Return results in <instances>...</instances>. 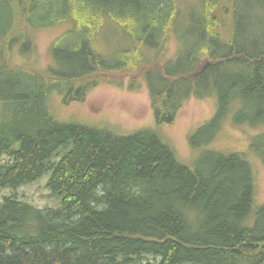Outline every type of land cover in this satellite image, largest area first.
<instances>
[{
    "label": "trees",
    "instance_id": "trees-1",
    "mask_svg": "<svg viewBox=\"0 0 264 264\" xmlns=\"http://www.w3.org/2000/svg\"><path fill=\"white\" fill-rule=\"evenodd\" d=\"M230 1L0 0V191L50 174L60 201L0 197V264L264 262L249 154L212 152L203 174L160 132L191 97L216 100L200 129L209 141L247 97L264 105V48L235 30L242 0ZM46 29L61 32L44 72L12 68L13 52L36 56ZM104 84L146 87L154 126L119 134L61 116Z\"/></svg>",
    "mask_w": 264,
    "mask_h": 264
},
{
    "label": "rangeland",
    "instance_id": "rangeland-1",
    "mask_svg": "<svg viewBox=\"0 0 264 264\" xmlns=\"http://www.w3.org/2000/svg\"><path fill=\"white\" fill-rule=\"evenodd\" d=\"M225 5H232V1L223 0ZM189 5L184 6V16L178 23H185L189 16ZM232 11V10H231ZM235 30L250 35L264 48V9L259 7L257 0H242L240 11L236 13ZM227 16L230 13H226ZM61 32L60 29H46L36 33V56L27 63V59L18 52L11 55L10 65L24 67L32 72L41 74L50 63L47 57L49 44ZM170 40L172 38L169 37ZM172 40L168 46V56L173 55L176 45ZM253 95H251L252 97ZM246 98L240 105L238 112L233 110L223 122L219 124V131L209 141L210 133L200 129L214 117L216 100L213 97L203 99L191 97L177 117L173 126L163 127L160 132L172 144L178 157L189 164L195 172L207 174L211 168L212 152L223 154L244 153L252 162L253 177L255 178V207L264 204V105L257 100ZM249 99V100H248ZM218 108V107H217ZM236 112V113H235ZM65 119H83L93 125H105L119 134L154 126L153 111L146 87L138 92H130L125 88H118L104 84L92 91L83 104L71 105L60 109ZM239 116L236 119V116ZM239 119V120H238ZM210 135V136H209ZM190 137L191 142L190 143ZM256 147L252 150L251 147ZM50 174H45L36 182H32L14 189H3L0 197L17 194L35 208L60 207L59 199L48 187ZM251 223H256L253 216ZM261 264H264V262Z\"/></svg>",
    "mask_w": 264,
    "mask_h": 264
}]
</instances>
